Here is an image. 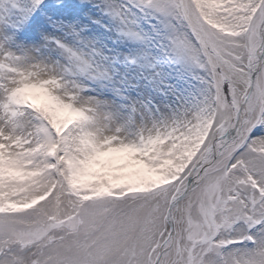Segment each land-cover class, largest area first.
<instances>
[{
  "label": "snow or ice",
  "instance_id": "snow-or-ice-1",
  "mask_svg": "<svg viewBox=\"0 0 264 264\" xmlns=\"http://www.w3.org/2000/svg\"><path fill=\"white\" fill-rule=\"evenodd\" d=\"M0 264H264V0H0Z\"/></svg>",
  "mask_w": 264,
  "mask_h": 264
}]
</instances>
